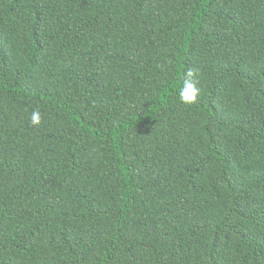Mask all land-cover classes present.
Returning a JSON list of instances; mask_svg holds the SVG:
<instances>
[{"label":"trees","instance_id":"obj_1","mask_svg":"<svg viewBox=\"0 0 264 264\" xmlns=\"http://www.w3.org/2000/svg\"><path fill=\"white\" fill-rule=\"evenodd\" d=\"M0 264H264V0H0Z\"/></svg>","mask_w":264,"mask_h":264},{"label":"clouds","instance_id":"obj_2","mask_svg":"<svg viewBox=\"0 0 264 264\" xmlns=\"http://www.w3.org/2000/svg\"><path fill=\"white\" fill-rule=\"evenodd\" d=\"M198 70L189 68L185 73L182 86L179 90V100L183 105L190 106L197 101L200 94L199 80L197 79ZM31 123L38 125L40 123V113L35 111L31 114Z\"/></svg>","mask_w":264,"mask_h":264}]
</instances>
